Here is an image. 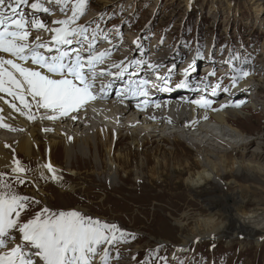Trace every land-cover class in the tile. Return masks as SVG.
<instances>
[{"label":"rangeland","instance_id":"obj_1","mask_svg":"<svg viewBox=\"0 0 264 264\" xmlns=\"http://www.w3.org/2000/svg\"><path fill=\"white\" fill-rule=\"evenodd\" d=\"M127 1L134 3L115 6L110 2L88 0L85 14L72 25L85 26L90 39L95 31V40H92L94 47L91 49L93 53L109 40L119 46L126 45L117 50L125 52L122 55L128 54L125 59L106 65L111 73L114 71L123 75L122 71H147L149 74L153 73L152 77L157 74L169 77V82L155 86L157 93L152 95L148 91L151 103L184 95H192L190 99H193L203 90L204 96L200 98L210 100L212 104L211 107L202 109L211 111L216 109L218 100L225 97L231 101L229 104H239L242 116L248 117L239 126L252 131L251 138L264 137V133L257 132L264 127V79H251L255 71L264 73V68L259 66V63L263 65L261 60L264 57V0ZM35 2L46 7L60 5L63 9L61 13L66 16L76 0H61L59 4L56 0H29L25 4H29L26 8L32 12L30 5ZM131 5L134 14L124 16ZM44 13L40 11L36 15L41 17ZM75 43L74 46L78 44ZM236 56L240 59H235ZM137 61L141 63L137 64ZM148 65L159 67L153 69ZM234 68H243L249 73L235 87L231 82ZM165 87L172 90H159ZM225 87L230 91L224 92ZM242 88L248 90L247 99L243 98ZM112 95L109 98H113ZM123 135L126 136V133ZM258 143L264 145L263 140H258ZM176 144L171 146L172 142L168 141L159 145L149 143L139 150L129 138L119 146L122 153H127V148L130 149L131 171L142 163L145 166L148 164L149 170L158 166L157 159L163 161V158H167V171H162L159 167V177L152 178L150 172H147L136 180L134 171L128 177L120 172L117 182L113 184L107 178L108 169H102L101 164L94 161V150L87 156L76 154L71 160L75 163L73 168L76 175L66 170V160L59 152L57 161L62 164L59 172L64 177L61 181H64L63 185L72 184L73 190H66V187L45 179H40L36 187V184L28 180L35 167L24 162L18 167L25 171L8 178L11 184H0V192L30 198L28 215L21 214L24 220L49 207L54 213L76 210L94 220L116 224L124 230L126 241H117L115 246L103 245L107 246L109 255L114 256L116 261L131 262L130 264H264V239L257 242L241 237L228 241L222 237H204L201 242L194 240L186 247L180 246L186 237L191 238L197 231V220L200 217L209 216L216 220L215 225L218 226L229 225L233 215L248 222L244 216L254 214L256 219L249 224L264 223V174L249 170L239 173L243 184L250 186L249 192L244 195L237 194V189L233 185H227L226 180L221 183L210 182L193 190L186 179L197 170L199 150L183 140H178ZM209 147L216 152L229 153L231 160L240 159L245 154L249 161L256 152L263 151L257 144L248 147L246 151L240 146L235 151L220 144L218 147L221 149ZM255 159L264 164V158ZM21 183L24 186H20ZM42 189L46 194L40 193ZM109 202L116 205H110ZM208 204L212 209L207 207ZM183 213H187L189 219L184 229L176 225L175 221ZM197 232L205 234L203 228ZM18 236L19 234L16 242Z\"/></svg>","mask_w":264,"mask_h":264},{"label":"bare ground","instance_id":"obj_2","mask_svg":"<svg viewBox=\"0 0 264 264\" xmlns=\"http://www.w3.org/2000/svg\"><path fill=\"white\" fill-rule=\"evenodd\" d=\"M97 1L102 3L110 2L115 6H128L134 3L127 0ZM28 6L29 4L27 6L21 4L18 8L17 15L20 13L26 14L29 21L42 20L46 24V29L60 27V25L53 23V21L64 20L72 15V10H70L68 14H65L66 16H63L61 13L62 6L60 5L49 7L42 5V7L48 8L49 12H45V15L40 17L36 14L40 13V11H44L32 9V15V12L26 8ZM133 14L134 11L131 5V8L125 11L123 15L131 16ZM44 16L47 17L45 18ZM46 29H33L29 36V43H35L36 37H40V41L48 43L54 49L52 52H48L46 48L41 49L43 54L48 56L57 55L58 53L55 51L56 46L51 44L54 33ZM109 41L102 44L97 51L104 52L107 50L110 53V57H106L104 63L97 66L98 70H105V75H97L95 87L93 89L97 99L90 101L82 107L79 113H74L73 115L77 116L76 119H71L69 117H59L54 120L49 119L48 116L51 115V113L45 112L43 109H37L35 107V102L31 101V97H28V100L33 105L31 114L35 117V119L29 120L26 115H21L19 111L11 107V104L15 103L17 108H23L19 100H14L13 97L7 95V93L0 92V97H2V99H0V109H3V111L0 112V123L9 126H0V184H11L8 178L13 175H18L19 173L14 171V169L25 162L33 168L35 167V169L30 172L31 175L28 180L33 182L34 185L36 184V187H38L37 182L40 181V179H45L52 184L56 183L59 186L62 185V187H66V190H73L72 184L63 185L64 181H61L64 177L59 172L62 169V164L57 161L59 152L66 160V170L76 174V170L73 168L75 163L71 160L74 159L76 154L87 156L94 150V161L96 164L100 163L102 169H108L107 178L113 184L117 182L120 172H123L124 176L128 177V175H131L134 171L137 180L141 179L147 172H150L153 178L159 177L161 175V170L163 171L164 169V171H167L169 166L167 158H163V161L157 159L158 166L152 167L149 170V165L147 164L145 166L142 163L131 171L130 149L127 148V153H122L119 148L124 141L131 138L132 145L139 150H142L145 145L149 143L152 145L158 143L159 145V143L168 141L170 143L172 142L171 146H174L178 140H183L198 149L200 155L196 163L197 170L194 174H189V177L186 179V182L193 190L202 188L210 182L221 183L226 180L228 182L227 185H233L235 189H237V194L244 195L248 193L250 186L248 187L243 184L244 182L239 178V173L243 170H249L264 174V164L255 159L264 158V145L258 143V140L264 141V137L257 136L251 138L253 132L239 126L240 122H243L242 120L248 119L245 115L242 116V110L235 106L225 107L220 110L221 105L231 102L225 97L218 100L219 102H217L216 106V109H218L217 111H207L200 108L198 105L192 104V100H200V97L204 96L203 90L199 94L200 96L198 95L193 99H190L192 95H184L175 99L167 98L159 103H151V96L149 95H132L135 90L134 87L136 88V85L140 82L139 79L144 76L146 77V75V79L153 82L155 85L159 86L163 84V81H158L156 77H152L153 73H151V70H149L151 74L147 73V71L128 72L129 70L127 72L122 71L123 75H118V73L116 74L114 71L111 73V69H108L106 65L109 66L116 60L122 61L128 54L122 55L125 52L121 50L117 51L118 48H124L126 45L119 46L118 43H114V41L111 40ZM77 45L60 46V51L71 53L73 48L81 47V45ZM87 54L86 51L82 53L84 56H87ZM262 54L264 55V45L262 46ZM0 56H3L5 59L12 58L9 54L2 52H0ZM261 61H263V65L259 63V66L260 68H264V57ZM24 66H30L39 70L38 66L31 65L30 62ZM9 70H11L10 66ZM134 73H137V76L134 75ZM253 74L254 75L251 77L253 80L264 79L263 71H255ZM168 79L169 77H167V81L169 82L170 80ZM247 85L250 84L248 83ZM244 88H248V86H244ZM244 88L241 89V93L244 95L243 98L247 99L249 96L248 90ZM250 88L251 87H249V89ZM155 89L156 87L153 86L152 83L149 84V88L148 85L146 86L147 92L151 91L149 94L153 95V93H157ZM111 94H113V98H109ZM145 100L149 102L147 107H145L143 103ZM239 101L243 102L242 100ZM157 104H159L160 107H156ZM233 104H235V102L231 105ZM24 111L27 112V109ZM205 116L207 119H205ZM257 132L264 133V127L257 130ZM124 133H126V136L123 135ZM240 138L241 140L239 141ZM219 144L233 148V151L239 146L246 151L248 147L257 144L263 151H255L256 154H254L253 159L249 161L246 160L245 154H243L240 159L235 158L231 160L229 158V153L224 151L216 152L215 149L211 150L209 147L216 146L219 148ZM16 161L19 162V165H17ZM47 164L52 165V168L55 169L54 173L45 167ZM178 166L180 165L178 164ZM159 167L161 170H159ZM20 186H24V183H21ZM40 193L46 194L43 189ZM109 203L110 205H116L114 202ZM45 205L51 207L49 204ZM208 205L207 207L212 209V207ZM244 217L249 221L246 222V220L238 219L233 215L231 216V223L229 225L218 226L215 225V219L209 216L200 217L197 220V231L203 228L205 234L202 235L203 232L199 233L196 231L192 234L191 238L186 237L184 243L180 246L186 247L189 242L194 240H200L201 242V240L205 239L204 237H222L227 238V241L237 237L251 239L257 242L264 239V231H262L264 230V223L249 224V222L253 223L256 219L254 214H249ZM175 221L176 225L184 229L189 221L188 214L183 213L181 217ZM199 235L202 236L198 237ZM117 236H119V233H117ZM17 243H21L20 237ZM103 248L107 249V246H103ZM98 253L96 264H102L103 251L100 250ZM109 263L130 264L131 262L116 261L114 256L109 255Z\"/></svg>","mask_w":264,"mask_h":264},{"label":"snow or ice","instance_id":"obj_3","mask_svg":"<svg viewBox=\"0 0 264 264\" xmlns=\"http://www.w3.org/2000/svg\"><path fill=\"white\" fill-rule=\"evenodd\" d=\"M56 2L59 4L61 0ZM27 3L28 0H0V52L12 57L5 59L0 56V92L19 100L23 108H17L15 103H12L11 107L21 115H26L29 120L35 117L31 114L33 105L28 97L35 102L37 109L51 113L49 119L59 117L76 119L74 113H79L82 107L97 99L93 91L97 75H105V70H98L97 66L103 64L106 57H110L107 50L95 54L91 51L94 47L92 40H95V31L90 39L85 26L72 27L76 20L85 14L88 0H76L71 9L72 15L64 20L53 21L60 27L52 29H46V24L42 20L29 21L26 14L17 15L19 6ZM30 7L33 10L49 12V9L42 7L39 2L31 3ZM33 29H46L54 33L51 44L56 46L57 55L43 54L41 49L46 48L48 52L54 49L48 43L40 41V37H36L35 43H29ZM74 42L81 44V47L73 48L71 53L60 51V46L71 45ZM85 51L88 52L87 56L82 55ZM234 58L240 59L239 56ZM28 62L38 66L39 70L24 66ZM244 62L247 63L246 60ZM148 67L154 69L159 65ZM233 72L234 75L231 77L233 87L239 80L249 75L243 68H234ZM156 79L167 83V78L158 74ZM150 83L158 87L144 79L136 85L133 94L147 96L146 86ZM159 90L172 89L165 87ZM223 91L229 92L230 89L225 87ZM215 94L214 88L213 95ZM143 103L147 107L149 102L145 100ZM191 103L200 108H209L212 101L201 99L192 100ZM229 106L240 105L224 104L220 110ZM156 107L160 105L157 104ZM2 111L3 109H0V112ZM0 126L9 127L2 123ZM16 163L19 165L18 161ZM45 167L55 172L51 164ZM14 171L22 173L25 169L17 167ZM29 199L15 193L0 192V264H96L98 249L103 251L102 264H109L108 250L102 246L104 244L115 246L117 241H126L124 230L116 224L94 220L76 210L54 213L48 208H43L32 218L24 220L21 214L28 215ZM17 234L21 243L16 242Z\"/></svg>","mask_w":264,"mask_h":264}]
</instances>
